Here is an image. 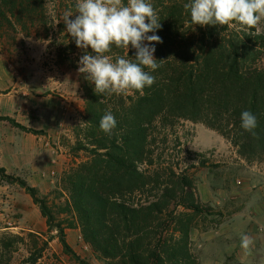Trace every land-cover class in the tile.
Wrapping results in <instances>:
<instances>
[{
  "label": "rangeland",
  "instance_id": "374dc122",
  "mask_svg": "<svg viewBox=\"0 0 264 264\" xmlns=\"http://www.w3.org/2000/svg\"><path fill=\"white\" fill-rule=\"evenodd\" d=\"M77 2L43 0L42 5L37 0L39 6L31 27L17 25L14 18H10L14 26L7 20L0 23V116L37 131H25L0 119V168L4 169L0 183L5 196H14L9 205L13 210L1 209L6 213L0 226L8 228L0 230V264L7 260L17 264L29 254L28 243L42 237L48 247L37 264H80L64 250L56 231L48 229L40 204L21 184L34 188L56 221L67 217L64 202L72 198L68 190L74 187L63 178L70 168L89 160L90 166L83 169L84 176L90 175L86 183L100 188V170L92 172L91 168L98 158L81 150L79 142L85 129L86 104L78 61L85 50L75 45L61 19L65 11H75ZM150 2L159 23L173 25L176 37L193 31L183 17V4L188 0ZM163 25L157 30H164ZM229 29L251 34L238 23L230 24ZM250 42L260 46V54L249 50L245 63L255 64L264 80V20L251 34ZM86 51L94 55L90 47ZM107 55L114 57L120 51L113 46ZM252 83L225 82L220 100L235 103L248 89L252 90L248 88ZM257 95L264 97V91ZM229 106L223 104L216 109L211 105L205 115L195 119H183L179 107H174V117L165 119L164 127L154 128V162L163 165L157 171L159 176H147L144 190L134 194L138 200H151L157 193L154 185L158 177L168 181L173 178L171 172H185L202 208L201 212L178 209L182 212L178 219L188 225V249L196 264H259L241 248V234L252 237V249L264 250V149L255 145L259 144L256 140L252 151L233 143V128H226L231 118L224 113ZM173 122H178L174 128ZM17 205L23 212L18 213ZM165 232V236L173 234L172 229ZM65 233L69 246L87 263L110 264L86 242L78 227H66ZM4 243L11 245L6 248ZM33 248L38 251V246Z\"/></svg>",
  "mask_w": 264,
  "mask_h": 264
},
{
  "label": "trees",
  "instance_id": "16d2710c",
  "mask_svg": "<svg viewBox=\"0 0 264 264\" xmlns=\"http://www.w3.org/2000/svg\"><path fill=\"white\" fill-rule=\"evenodd\" d=\"M38 6L37 0H0V23L7 20L14 26L10 20L14 18L17 25L29 28L35 23ZM183 13L190 24V15L186 11ZM166 24H162L164 30L154 33L163 41L153 42L154 56L160 67L155 71L145 69L151 71L155 83L145 87L143 94L131 91L132 95H97L86 74L80 75L86 104L80 149L98 158L91 168L92 172L100 170V188L86 183L90 175L84 176L83 172L90 166L89 160H82L70 168L63 178L74 187V190H68L72 198L64 202L67 217L56 221L48 206L36 196L34 188L21 182L33 200L40 204L48 229L56 231L64 250L80 264L89 263L67 243L66 227H78L86 242L110 264H196L188 249V225L178 219L182 213L178 209L201 212L202 208L185 172H171L173 178L168 181H160L158 177L154 185L157 193L151 200L148 197L138 200L134 195L136 191L144 190L147 176L153 173L159 176L157 171L163 165L154 162V128L164 127L165 119L174 117L171 114L174 107H179L183 119H195L205 115L211 105L218 109L223 104H230L224 113L231 118L226 128L231 127L228 131L233 128V143L244 151H252L255 145L264 149V97L257 95L264 91L263 72L255 64L245 63V54L249 50L260 54V46L250 42L251 34H255L257 28L249 29L251 34L247 35L242 30H230L229 25L235 23L194 25L192 32L176 37L172 33L173 25ZM119 51L120 55L127 56L126 49ZM134 55L135 49L129 46L128 56L132 57L129 59H134ZM251 80L253 83L248 88L252 90L248 89L235 103L220 100L225 82L241 85ZM244 110H250L257 118L255 135L241 127L240 115ZM107 111H111L117 121L111 135L99 127L100 119ZM0 119L25 131L37 132L11 117L0 116ZM177 123L173 122L171 126L174 128ZM238 137L240 142H237ZM255 140L259 144L253 145ZM1 172H4L3 168H0ZM166 229H172L173 234L165 236ZM4 245L9 248L11 244ZM28 245L29 254L17 264H37L48 241L42 237ZM33 246H38L37 252ZM5 264H10V260Z\"/></svg>",
  "mask_w": 264,
  "mask_h": 264
},
{
  "label": "clouds",
  "instance_id": "9594fccd",
  "mask_svg": "<svg viewBox=\"0 0 264 264\" xmlns=\"http://www.w3.org/2000/svg\"><path fill=\"white\" fill-rule=\"evenodd\" d=\"M183 8L190 15V27L238 23L251 30L264 20V0H188ZM61 19L75 45L85 50L78 61V72L86 74L97 95H122L129 91L143 94L145 87L155 83L151 71L160 65L154 56L153 42L163 41L154 34L162 25L150 0H78L75 11H65ZM113 46L126 49L127 56L131 46L135 49L134 59L107 55ZM89 47L94 55L86 51ZM240 119L241 127L255 135L256 116L250 110H244ZM116 124L113 113L107 111L101 117L99 127L111 135ZM253 244L252 237L241 234L240 246L246 254H251Z\"/></svg>",
  "mask_w": 264,
  "mask_h": 264
},
{
  "label": "crops",
  "instance_id": "0c3cea01",
  "mask_svg": "<svg viewBox=\"0 0 264 264\" xmlns=\"http://www.w3.org/2000/svg\"><path fill=\"white\" fill-rule=\"evenodd\" d=\"M8 196H9V194L7 196L4 195V190L2 188V184L0 183V219L2 217H4V215H5V213L7 211H12L13 210V208L12 207H9V205L11 203H13L12 201H14V196H10V197H12L10 199L8 198ZM1 209H4L6 212L3 213L1 211ZM15 209L18 211V213L23 212V210L21 208H19L18 205L15 207ZM20 221H23V220L20 219ZM7 228L8 227H2L1 228V226H0V230L1 229H7ZM251 255H252L253 259H255V261L257 263L264 264V250L263 251H261V250L257 251V250L252 249L251 250Z\"/></svg>",
  "mask_w": 264,
  "mask_h": 264
}]
</instances>
